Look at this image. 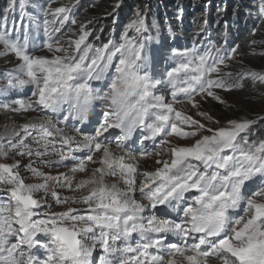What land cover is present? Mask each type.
I'll return each instance as SVG.
<instances>
[{"label": "snow or ice", "instance_id": "obj_1", "mask_svg": "<svg viewBox=\"0 0 264 264\" xmlns=\"http://www.w3.org/2000/svg\"><path fill=\"white\" fill-rule=\"evenodd\" d=\"M53 2L38 6L42 21L24 23L25 0L20 27H7L18 0L2 17L0 56L19 64L0 111L36 115L0 134V264H264V138L250 139L264 116L221 125L202 108L264 75L224 71L239 46L158 54L139 9L96 46L93 21L65 31L79 0ZM30 26L47 54L29 50Z\"/></svg>", "mask_w": 264, "mask_h": 264}, {"label": "trees", "instance_id": "obj_2", "mask_svg": "<svg viewBox=\"0 0 264 264\" xmlns=\"http://www.w3.org/2000/svg\"><path fill=\"white\" fill-rule=\"evenodd\" d=\"M34 1H36L37 8L48 2V0ZM9 2L10 0H0V14H3ZM117 3L120 7L113 13ZM73 4L75 0H54L52 7ZM258 8L259 0H228V2L225 0H101V2L99 0H79V4H75L69 14L68 24L71 26L77 24L79 29L81 24L93 21L88 24V29L93 32V36L89 39L94 44H103L109 38H114L118 27L124 29L139 9L145 14L146 22L161 19V24H164L165 21V25L161 26L159 31L148 28L147 35L159 38L161 43L166 42L171 49L191 48L186 44L177 43L175 38L168 36L173 29L181 34L178 35L179 39L190 40L193 36L204 34L207 37L201 44V49L213 45H224L229 48L239 46V55L230 62V67L226 71L234 75L240 72H256L264 75V55L261 54L264 53V15L259 13ZM109 13L113 15H108ZM72 20L76 23H70ZM205 21H207L206 27ZM169 22L176 26L166 28ZM112 28L116 29L115 32ZM201 28H205V31L202 32ZM96 36H99V39H96ZM253 41L256 43L253 44ZM153 48L158 50L156 47ZM243 83L242 89L220 91L222 92L220 96L226 95L231 100L229 103L236 105L243 113L233 116L234 110L232 109L225 110L216 106L208 109L210 114L216 117L221 116L219 112H227L230 117L224 119L223 124L228 119L256 120L264 116V82H261L259 77L256 79L248 77ZM227 114H223L222 117ZM257 138H264V121H259L252 128L250 139Z\"/></svg>", "mask_w": 264, "mask_h": 264}, {"label": "rangeland", "instance_id": "obj_3", "mask_svg": "<svg viewBox=\"0 0 264 264\" xmlns=\"http://www.w3.org/2000/svg\"><path fill=\"white\" fill-rule=\"evenodd\" d=\"M99 1L101 2V0H99ZM225 1L228 2V0H225ZM7 7H8V5H7ZM6 8H4V9H6ZM24 11H25V14H26L25 15V19H24V23L25 24H27L29 22V17H31L32 19H38V20L42 21V19L38 15L37 8H36V2H34V0L33 1L32 0H25V9H24ZM2 17H3V15H0V27L3 26ZM161 22H162L161 19H159L157 21L150 20V21L146 22V24H147L148 28H153L156 31H159L160 27L165 25V21H164V24H161ZM20 24H21V21H20V8H19V0H18L16 10L9 14V20H8L7 27L9 29H12L14 26L15 27H20ZM73 26L66 25L65 26V31H67L68 29H72L74 31H77L78 27L76 25H73ZM172 26H176V24H171V22H169L167 24L166 28H171ZM117 30L118 31L115 33L114 38L118 40L119 39V35L123 31V29H122V27L121 28L118 27ZM37 31L38 30L34 26H30L29 27V50L31 51L33 48H35L36 49V54H41V55L47 54L46 49L43 50V51L40 50L47 38L44 35L42 30L38 31L39 34L36 33ZM147 32L145 33V36L151 37V36L147 35ZM69 35H70V33H69ZM206 37L207 36L203 34V35H200V36H193V37L190 38V40H187V39H184V38L179 39L177 37L175 39H176L177 43H183V44H186V45H188L190 47H193V45L196 44V46L200 48L201 44H203V42L206 39ZM152 38L154 39V40H152V46L156 47L158 49V51H160V54L167 55L170 52V50H169L170 47L167 46L168 44L166 42H165L166 44L163 43V42L161 43V42H159V38H154V37H152ZM20 39L23 40V36H21ZM95 45L96 46H100L102 44H95ZM2 48H3V46L0 45V50H2ZM250 50H253V49H250ZM254 55L255 54H253V56ZM18 64H19V61L14 56H11V55H9V56H0V87H3L6 84V82H7L5 74L8 71H11L13 68H15ZM224 71H226V69H224ZM225 92H228V91H225ZM221 93L222 92L219 91V95ZM29 95H30V93L28 92L27 88H25L23 90H19V91H10L8 93L9 98H25L26 99V98H28ZM221 98L223 99L224 103H218L217 101H214V100H211V99H209L208 101L204 102L203 105H202L203 110L209 112L208 109L211 106H216V107H219V108H223L225 110H227V109L234 110L232 112L233 116L243 113V111L241 109H239L236 105H231V103H229L231 100H230V98L226 97V95L222 94ZM0 99H3V98H0ZM197 99H199V97H197ZM177 107L179 108V107H181V105H177ZM186 110H188V109L186 108ZM219 113L221 115L220 117L219 116H217V117L214 116V117L217 118L218 120H220L221 125H223L224 119H227L230 116L227 114V112H225V113L219 112ZM229 113H231V112H229ZM99 114H100V109L97 108L95 113H89V119H92L93 116H98ZM189 114H194V110H190ZM223 114H227V115L222 117ZM35 115H36L35 113H30V114H27L26 117H21V116H13L12 114H8V113H5L4 111H0V134H3L6 131L10 130L11 127L14 124L18 126V125L24 123L25 119H31ZM188 142L190 143V141H188ZM173 143H185V141H177V140L174 139ZM52 159H54V157ZM154 160H155V157L149 158L146 161H142L144 164L141 165V170H152L156 166L155 163H154ZM8 162H11V161H8ZM24 163H27V159L26 158L24 160ZM41 167H42V170L51 171L52 174H55L57 171H67V169H64V168L47 169V168H43V166H41ZM22 174L25 177L29 178L28 182H34V181L31 180L30 173L22 172ZM78 178H80V177H78ZM54 210H57V211L60 210L59 206H56L54 208Z\"/></svg>", "mask_w": 264, "mask_h": 264}, {"label": "bare ground", "instance_id": "obj_4", "mask_svg": "<svg viewBox=\"0 0 264 264\" xmlns=\"http://www.w3.org/2000/svg\"><path fill=\"white\" fill-rule=\"evenodd\" d=\"M33 1V0H32ZM34 2H36V1H34ZM146 11V10H145ZM70 21V20H69ZM198 21V20H197ZM71 23V22H70ZM68 24V23H67ZM68 25H70V24H68ZM77 25V24H76ZM71 26V25H70ZM74 27V26H73ZM111 28V27H110ZM172 28V27H171ZM74 29V28H73ZM113 29V28H112ZM110 31H111V29H109ZM74 31V30H73ZM163 32V31H162ZM178 35H181L180 33H178V32H176V30L175 29H173V31L171 32V33H169V35L168 36H172V37H170V38H176V37H178ZM179 38V37H178ZM154 40V39H153ZM170 42V41H169ZM166 44V43H165ZM157 46V45H156ZM158 47V46H157ZM170 47V46H169ZM161 50V49H160ZM142 164H144L143 162H141V165ZM141 203H146L145 201H140Z\"/></svg>", "mask_w": 264, "mask_h": 264}]
</instances>
